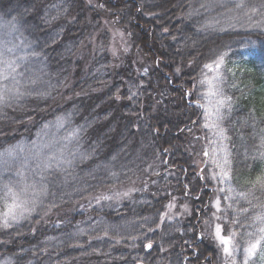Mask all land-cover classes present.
<instances>
[{"label":"trees","instance_id":"trees-1","mask_svg":"<svg viewBox=\"0 0 264 264\" xmlns=\"http://www.w3.org/2000/svg\"><path fill=\"white\" fill-rule=\"evenodd\" d=\"M93 1L0 0V19L29 45L0 88L10 97L0 105V151L30 145L57 119L78 133L68 165L26 173L36 204L18 223L0 221V264H222L204 225L218 190L199 175L212 133L195 106L204 102L198 81L203 64L228 51L236 75L223 144L244 191L264 167L250 158L264 135V31L248 27L238 0ZM103 196L112 198L97 202ZM235 199L237 211L250 209L247 223L264 205L259 191L251 204Z\"/></svg>","mask_w":264,"mask_h":264},{"label":"snow or ice","instance_id":"snow-or-ice-1","mask_svg":"<svg viewBox=\"0 0 264 264\" xmlns=\"http://www.w3.org/2000/svg\"><path fill=\"white\" fill-rule=\"evenodd\" d=\"M243 15L247 17L248 27L257 28L260 31H264V19L253 21V17L259 14L264 17V0H261L260 7L255 5L247 6L245 0H238L235 3V9H245ZM238 19V17H234ZM218 23V22H217ZM205 28L215 29L214 24H208ZM234 28L235 25H232ZM220 31H226L227 29L221 28ZM230 47V46H228ZM15 46L6 47L4 51H0V78L7 80L11 74L16 72L17 63L15 59H7L5 57V51L12 53ZM228 51H221L214 57L210 58L209 62L203 64L200 71L199 85L204 89L200 96V100L203 103L197 102L196 107L202 110L204 123L203 127L213 131L218 137V144L221 145L216 151H220L223 154L221 156L213 157V164L218 171H213L211 179L222 185L219 188L220 192H227L229 195L223 198L217 197L215 203L212 205L216 211L212 213V217L205 219V231H208L212 238L217 243V246L222 254V264H264V211L258 212L251 217V223H247V219L241 220L242 215L246 216L249 212L248 207L241 206L239 211H236L235 216H229L227 209L221 207V200L230 201L232 203H238L239 201L235 197H239L240 200L247 201L251 204L252 201L248 199L250 195H255L257 191L264 193V167L254 177H249L245 183L249 185L244 191H237L233 186V166L231 160V152L223 147V141L229 139L226 134V129L222 127L223 121L232 111V97L226 94V87L229 86L228 76L229 74L235 78L236 73L227 66ZM23 60L25 57H18ZM231 87H237L234 83ZM16 95H21L18 90ZM186 95H191L187 93ZM10 99L7 91L0 89V105L7 104ZM264 132V129H261ZM16 146H11L3 151H0V159L15 158ZM205 155L208 152L205 151ZM246 158H249L246 156ZM253 161H264V135L260 136V142L256 145V152L250 157ZM47 167V166H46ZM251 170V166H249ZM203 178V177H202ZM5 205L4 211L0 212V221L2 226L7 228L10 226V222H19L20 219L25 218L26 215L31 214L34 210L38 193L33 189L31 197L27 195L26 189L15 191L9 185H5ZM46 192V189L43 190ZM235 194V196L233 195ZM128 195L127 193L124 194ZM112 197L103 196L97 199L109 200ZM256 199H259L256 197ZM232 203L229 207H232ZM257 205H253L256 207ZM264 208V205H259ZM174 207L173 204L167 205V208L171 210ZM217 213H224L223 216L217 215ZM166 213L160 217L161 223L165 220ZM223 220L222 225L219 221ZM231 223L233 230L228 231L225 234L224 225ZM151 230V229H150ZM210 230V231H209ZM107 235V230H105ZM203 233L201 234V237ZM239 236V239L237 237ZM201 237H197L198 239ZM242 241V242H241ZM118 242V241H117ZM147 248H151L152 245L148 244Z\"/></svg>","mask_w":264,"mask_h":264},{"label":"rangeland","instance_id":"rangeland-1","mask_svg":"<svg viewBox=\"0 0 264 264\" xmlns=\"http://www.w3.org/2000/svg\"><path fill=\"white\" fill-rule=\"evenodd\" d=\"M83 1L91 6L94 4L93 0ZM227 19V17L224 18V20ZM214 21L215 20H212V22ZM114 35L117 37V39L121 38V35L118 32L114 33ZM26 44L17 34L16 29L12 25H9L0 19V51H4L6 47L15 46L12 53L5 51V57L10 60L15 59L18 67L21 65V63H23V60L18 59V57H24L26 48L29 46L28 43ZM111 47H113V45ZM15 75L16 72L11 74L9 78L13 77L14 79ZM8 80L11 81L12 79L4 80L0 78V88L3 86V83L7 82ZM211 133L213 136L209 133V143L207 142V145L209 144L208 146L210 150L207 151L208 155H205L206 163L200 169L199 175L202 173V171L207 172L209 179L217 184L218 193L211 201V204L213 205L217 197L223 198L229 194L227 192H220L219 188L222 187V185L211 179L213 171H218L213 164V157L221 156L223 154L220 151H216L221 147V145L218 144V137L213 133V131H211ZM77 134L78 133L75 131V129L70 128V121L67 118L57 119L54 122L44 125L34 142H32L30 145L20 144V146L16 147L17 150L15 152L14 159H0V164H3L4 166V169H0V183L9 185L11 182L16 188L15 191L26 189L27 195L31 197V190L33 188H30L26 185V180L28 177L26 173L29 172L31 174L38 175L42 170H46L47 172L52 169H62L65 167V165H68V154L71 152L69 146L76 141ZM223 147H225L224 144ZM129 193L130 191H127L128 195H126V197L129 196ZM124 194L125 193L113 197L114 203H121V201H123V197H125ZM5 202V191L2 193L0 190V212L5 210ZM230 203L232 202L224 201L223 199L221 200V207L227 209V214L230 213L229 211L234 208L233 203L232 207H229ZM209 211L211 212L209 215L210 218L216 209L212 206ZM261 211H264V208H261L259 212ZM217 215L223 216L224 213H217ZM219 223L222 225L224 224L223 220L219 221ZM249 223H251V218ZM224 228L225 234H227L228 231L233 230V226H231L230 222L229 224L224 225Z\"/></svg>","mask_w":264,"mask_h":264},{"label":"water","instance_id":"water-1","mask_svg":"<svg viewBox=\"0 0 264 264\" xmlns=\"http://www.w3.org/2000/svg\"><path fill=\"white\" fill-rule=\"evenodd\" d=\"M149 248H147V250H148Z\"/></svg>","mask_w":264,"mask_h":264}]
</instances>
